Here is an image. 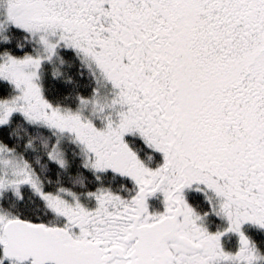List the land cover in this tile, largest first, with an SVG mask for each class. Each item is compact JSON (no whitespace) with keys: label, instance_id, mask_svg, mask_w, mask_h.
I'll return each mask as SVG.
<instances>
[{"label":"snow or ice","instance_id":"snow-or-ice-1","mask_svg":"<svg viewBox=\"0 0 264 264\" xmlns=\"http://www.w3.org/2000/svg\"><path fill=\"white\" fill-rule=\"evenodd\" d=\"M0 264H264V0H0Z\"/></svg>","mask_w":264,"mask_h":264}]
</instances>
